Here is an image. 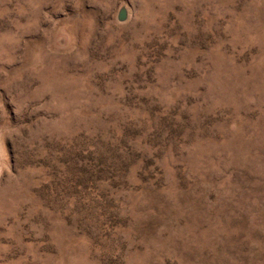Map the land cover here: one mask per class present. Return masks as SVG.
Wrapping results in <instances>:
<instances>
[{
    "label": "rangeland",
    "instance_id": "obj_1",
    "mask_svg": "<svg viewBox=\"0 0 264 264\" xmlns=\"http://www.w3.org/2000/svg\"><path fill=\"white\" fill-rule=\"evenodd\" d=\"M0 264H264V0H0Z\"/></svg>",
    "mask_w": 264,
    "mask_h": 264
},
{
    "label": "water",
    "instance_id": "obj_2",
    "mask_svg": "<svg viewBox=\"0 0 264 264\" xmlns=\"http://www.w3.org/2000/svg\"><path fill=\"white\" fill-rule=\"evenodd\" d=\"M126 16H127L126 9L125 8H121L120 11H119V13H118V18L120 20H124L126 18Z\"/></svg>",
    "mask_w": 264,
    "mask_h": 264
}]
</instances>
